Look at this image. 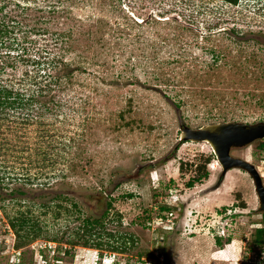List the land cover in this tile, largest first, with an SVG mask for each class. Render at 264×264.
I'll return each mask as SVG.
<instances>
[{
  "label": "rangeland",
  "instance_id": "rangeland-1",
  "mask_svg": "<svg viewBox=\"0 0 264 264\" xmlns=\"http://www.w3.org/2000/svg\"><path fill=\"white\" fill-rule=\"evenodd\" d=\"M263 1L0 0V87L28 91L35 70L22 60L63 43L76 61L106 48L115 73L77 76L89 87L63 94L72 104L54 112L0 115V264H153L149 253L165 264H264L251 178L232 170L210 191L221 173L210 146L180 141L183 128L264 122ZM99 22L111 27L102 49ZM35 100L40 109L49 99ZM261 145L231 156L254 165L264 186ZM28 211L41 236L17 250L8 217ZM224 244L229 253L213 258Z\"/></svg>",
  "mask_w": 264,
  "mask_h": 264
},
{
  "label": "trees",
  "instance_id": "trees-1",
  "mask_svg": "<svg viewBox=\"0 0 264 264\" xmlns=\"http://www.w3.org/2000/svg\"><path fill=\"white\" fill-rule=\"evenodd\" d=\"M221 1H223L226 4L235 6L238 4L239 0H221ZM108 27L109 25L106 24L102 25V22H99L97 31L95 32L96 36L94 40L98 39L97 43L100 44V49L109 46L108 43L107 45L104 43L102 36L103 30ZM30 32L34 35H42L41 33L42 31L40 29H37L36 27L32 28ZM70 36H71L70 34L67 35V38H64V36H60L59 39L61 41H65V39H71ZM27 38L28 35L25 36L24 41H26ZM63 44H62L63 45L62 48L64 49L62 52H56V50H52V49L50 50L48 48L50 47V45H48L45 47L43 51L36 53L33 57L26 56L27 59L22 60L23 62L29 64L30 67H32L35 70V73L32 76H30L29 89L28 91H25V89H19L17 91H14V88L8 87L9 85L1 86L0 115L2 114L7 115L8 111L18 112L20 110L21 112H24L26 110H29V108H34V112H35L34 114L37 115L41 113V112H37L38 110H43V112L49 113V112H54L53 110L57 107L62 108V107L70 106V104H72V102H70L71 99H69V97L63 99L61 96H63V94L68 95V93H73L74 91H76L75 89L77 86H80L81 88L89 87L88 84L85 85L80 84L79 80H77V76L83 75L85 74V72H88L91 69H96V70L91 74H89V76L93 74L95 76L94 79H97L98 81L101 80L102 82L107 80V77L109 78V75L111 76V79L113 78L115 73H111L113 72V70L112 67H109L108 57L110 55L106 53V48L104 49L105 53L98 51L97 53L92 52L91 56L87 57V60L85 58L79 57L78 61H76L75 52L74 50H72L73 48H71V45H69L68 48L66 49L65 43ZM23 51L24 53L21 55L20 59H22V57L26 53L25 50ZM74 65L78 66L79 68L77 70L72 69V66ZM64 69H66L67 72L64 71ZM53 72L55 73L57 72V73L54 75ZM29 73L30 72L25 71V76L28 77ZM76 73L78 75H75ZM116 78H118V75H116ZM33 87L34 89L32 90L31 88ZM36 93L39 94V96L48 97L49 99L48 102L46 101L47 103L46 102L43 103V106L40 107V109L38 108L36 109V107L38 106L37 100H35ZM261 149H264V145H261ZM206 177H207V173H203L202 175L193 177L188 181L186 187L192 188L195 184L200 183ZM160 210L167 212L169 211V208L161 207ZM29 214L30 211H28V213L20 212L14 218L8 217L9 227L11 228V230L14 232L15 235V239H16L15 248L17 250L28 246L31 242L39 239L41 236L39 222L37 220H34V218L31 217ZM92 224H96V222L87 223L85 229L86 231L84 230L85 232L83 231L81 236H79L78 234L79 239L81 238L83 239V237L88 235V233L92 232L91 230ZM89 225L90 227H88ZM90 236L92 235L90 234ZM252 242L253 245L259 248L260 250L264 249V225L261 228L255 230ZM70 244L73 247L77 245L74 243H70ZM216 245L218 247H221L222 244L220 237L216 239ZM88 246H94V249L96 248L97 250H100L103 248V243L101 241H97L96 243L94 242V244H91L90 241H85L83 243V247L87 248ZM110 250L123 251V249H118V248H110ZM64 254L69 255L71 253H69L67 249H65ZM147 257H153V254L149 253Z\"/></svg>",
  "mask_w": 264,
  "mask_h": 264
},
{
  "label": "water",
  "instance_id": "water-1",
  "mask_svg": "<svg viewBox=\"0 0 264 264\" xmlns=\"http://www.w3.org/2000/svg\"><path fill=\"white\" fill-rule=\"evenodd\" d=\"M263 139L264 122L254 124L223 122L197 129L183 128L180 135L181 142L207 143L210 146L221 168L218 181L210 191H216L222 185L228 172L242 171L251 178L259 211L264 215V186L260 174L248 161L231 156L232 150L246 148L253 142Z\"/></svg>",
  "mask_w": 264,
  "mask_h": 264
},
{
  "label": "built area",
  "instance_id": "built-area-1",
  "mask_svg": "<svg viewBox=\"0 0 264 264\" xmlns=\"http://www.w3.org/2000/svg\"><path fill=\"white\" fill-rule=\"evenodd\" d=\"M158 218H159L160 222L163 221V218H162V217H158ZM157 220H158V219H157ZM165 220H166V221H169L168 218H165ZM151 258H152V257H151ZM153 260H154L153 264H165V260H164V258H163V255H161V256L159 257L157 253H155V254L153 253Z\"/></svg>",
  "mask_w": 264,
  "mask_h": 264
},
{
  "label": "crops",
  "instance_id": "crops-1",
  "mask_svg": "<svg viewBox=\"0 0 264 264\" xmlns=\"http://www.w3.org/2000/svg\"><path fill=\"white\" fill-rule=\"evenodd\" d=\"M231 245L232 244H224V246H226V250H223V251H221L220 249H217L213 258L220 257V253H223V252H226V254H228L229 250H230L229 246H231ZM227 246H228V248H227Z\"/></svg>",
  "mask_w": 264,
  "mask_h": 264
},
{
  "label": "flooded vegetation",
  "instance_id": "flooded-vegetation-1",
  "mask_svg": "<svg viewBox=\"0 0 264 264\" xmlns=\"http://www.w3.org/2000/svg\"><path fill=\"white\" fill-rule=\"evenodd\" d=\"M260 8H261L262 11L264 10V1H263L262 5L260 4Z\"/></svg>",
  "mask_w": 264,
  "mask_h": 264
}]
</instances>
